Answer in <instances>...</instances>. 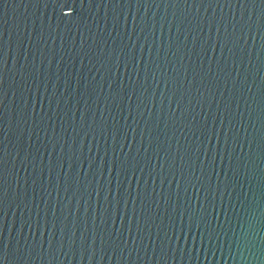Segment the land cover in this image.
I'll return each mask as SVG.
<instances>
[{
    "label": "water",
    "instance_id": "1",
    "mask_svg": "<svg viewBox=\"0 0 264 264\" xmlns=\"http://www.w3.org/2000/svg\"><path fill=\"white\" fill-rule=\"evenodd\" d=\"M0 264H264V0H0Z\"/></svg>",
    "mask_w": 264,
    "mask_h": 264
},
{
    "label": "snow or ice",
    "instance_id": "2",
    "mask_svg": "<svg viewBox=\"0 0 264 264\" xmlns=\"http://www.w3.org/2000/svg\"><path fill=\"white\" fill-rule=\"evenodd\" d=\"M71 10V9H70ZM72 11V10H71ZM70 14H71V12H70Z\"/></svg>",
    "mask_w": 264,
    "mask_h": 264
}]
</instances>
